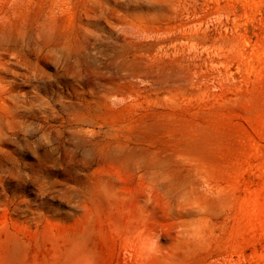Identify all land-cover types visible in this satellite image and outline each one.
<instances>
[{
	"label": "rangeland",
	"instance_id": "rangeland-1",
	"mask_svg": "<svg viewBox=\"0 0 264 264\" xmlns=\"http://www.w3.org/2000/svg\"><path fill=\"white\" fill-rule=\"evenodd\" d=\"M0 264H264V0H0Z\"/></svg>",
	"mask_w": 264,
	"mask_h": 264
}]
</instances>
